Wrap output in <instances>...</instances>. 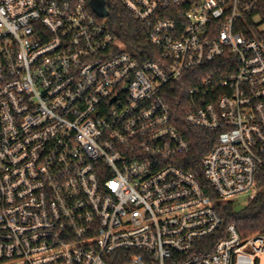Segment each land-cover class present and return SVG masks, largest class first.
Here are the masks:
<instances>
[{"label":"built area","instance_id":"2783aa9c","mask_svg":"<svg viewBox=\"0 0 264 264\" xmlns=\"http://www.w3.org/2000/svg\"><path fill=\"white\" fill-rule=\"evenodd\" d=\"M120 1L151 58L92 0H0V264H260L218 207L264 169V0Z\"/></svg>","mask_w":264,"mask_h":264},{"label":"trees","instance_id":"16d2710c","mask_svg":"<svg viewBox=\"0 0 264 264\" xmlns=\"http://www.w3.org/2000/svg\"><path fill=\"white\" fill-rule=\"evenodd\" d=\"M108 4V25L115 38L124 48L123 52L133 55L140 61L151 58L152 48L144 38L146 28L139 23L124 7L120 0H106ZM186 87L183 88V91ZM183 91H178L172 97L182 98ZM185 92V91H184ZM175 102V101H174ZM174 106L176 104H173ZM185 134L191 144V151L180 162V166L192 173L201 174L199 170L202 159L214 148L215 136L209 132L186 127ZM258 194L254 200L239 214L233 211V202L229 201L218 207V212L224 218L225 227L234 224L243 237L264 233V169L257 176Z\"/></svg>","mask_w":264,"mask_h":264},{"label":"rangeland","instance_id":"374dc122","mask_svg":"<svg viewBox=\"0 0 264 264\" xmlns=\"http://www.w3.org/2000/svg\"><path fill=\"white\" fill-rule=\"evenodd\" d=\"M233 204V211L240 213L249 205V194H242L231 200ZM260 264H264V257L260 259Z\"/></svg>","mask_w":264,"mask_h":264},{"label":"water","instance_id":"95a60500","mask_svg":"<svg viewBox=\"0 0 264 264\" xmlns=\"http://www.w3.org/2000/svg\"><path fill=\"white\" fill-rule=\"evenodd\" d=\"M95 11L100 17H108V11L104 4V0H92Z\"/></svg>","mask_w":264,"mask_h":264}]
</instances>
